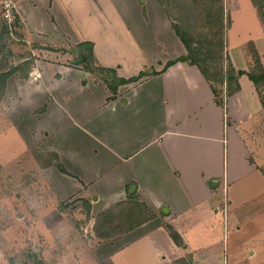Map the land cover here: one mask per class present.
Returning a JSON list of instances; mask_svg holds the SVG:
<instances>
[{"label": "crops", "instance_id": "0c3cea01", "mask_svg": "<svg viewBox=\"0 0 264 264\" xmlns=\"http://www.w3.org/2000/svg\"><path fill=\"white\" fill-rule=\"evenodd\" d=\"M1 1L14 5L26 35L50 47L66 43L50 40L47 25L59 24L61 11L65 19L67 12H83L82 0ZM102 2L97 9L114 11L115 20L77 39L64 31L76 53H35L41 58L29 63L27 77L7 79L0 103L10 116L21 103L16 124L26 125L31 112L38 125L32 137L40 136V150L60 161L46 167L51 182L80 191L91 215L96 211L92 220L122 202L147 207L144 223L111 237L110 264H264V89L248 75L256 62L248 46L264 67V0H230L227 26L226 0H202L218 18V31L209 27L205 42L193 39L164 0ZM245 7L257 14L261 31L235 39L233 11ZM206 15L205 24H214ZM116 23H123V34ZM181 34L198 52L196 61L182 60L190 52ZM88 43L95 65L118 78L141 77L114 93L85 68ZM213 44L221 69L208 78L199 65L209 54L200 50ZM73 54L78 59L68 65ZM80 54L86 56L81 63ZM229 64L245 72L236 81L226 77ZM14 132L22 135L17 125Z\"/></svg>", "mask_w": 264, "mask_h": 264}, {"label": "rangeland", "instance_id": "374dc122", "mask_svg": "<svg viewBox=\"0 0 264 264\" xmlns=\"http://www.w3.org/2000/svg\"><path fill=\"white\" fill-rule=\"evenodd\" d=\"M79 1L81 3V0ZM82 1L83 12H79L78 17L75 12H67L65 19L64 12L61 11L62 17L59 24L47 25L51 31L50 40L55 39L61 44L66 43L64 46L51 45L50 47L43 46L42 37L26 35L24 24L16 8L10 1L8 3L11 5H7L6 1L0 0V73L16 66H22L24 70L21 72L27 73L31 67L29 63L38 56L34 55L35 53L43 56L50 51L49 54L52 57H55L56 52L68 50L76 53L77 49L72 44L68 45L69 38L65 36L64 31L72 35L74 32V39H77L82 33L86 34L91 26L97 25L103 28L110 20L109 18L115 20L114 11L110 13L107 10L106 13L101 14V10L97 9L98 6H104L102 0H98L99 5L97 3L95 5L90 0ZM164 1L180 24L188 31L190 30L193 39L196 35L200 42H205L206 38L203 36L210 35L209 27L212 26L211 28L215 30L214 27L218 26L216 21L218 18L214 15L216 10L210 9V7L215 9L212 4H202V0ZM229 7H231L230 0H226V26L229 21ZM248 7L251 6L248 5ZM248 7L241 12L233 11V20L235 19L236 22L232 36L235 39L242 38L245 33L252 32L250 35H255V31H261L257 14ZM9 11L13 13L12 22H9V17L6 16ZM206 14L211 16L214 24H205ZM259 14L262 17L260 12ZM70 20L73 24H70ZM248 22L254 27L248 29L249 24H246ZM122 24H113L119 29L117 30L119 35L124 33ZM245 24L247 28H244ZM215 31L217 32L218 29ZM216 40L214 43L218 42V39ZM248 48L255 61L253 55L255 50L251 45ZM44 49L48 51H43ZM200 52H208V49L205 46ZM23 58H28V63L22 62L25 60ZM76 59H78L77 55L73 54L72 58L68 59V65L75 64ZM46 60L51 59L47 57ZM208 64L212 65L210 62H204V65ZM253 64L255 69L258 68L257 60L252 62ZM93 66L96 70L95 76L106 77L107 72L95 65L94 61ZM213 66L215 72L221 69L217 61ZM15 95L13 94V97ZM45 101H48V98L40 100L38 104L42 105ZM20 104L19 102L11 107L12 115L10 116L0 103V264H110L111 237L102 239L95 234L93 229L96 222L91 217H95L96 211L93 215L88 212V206L85 204L84 197H81L82 194H79L80 191L73 194L72 188L64 187L59 182L55 186L51 182L53 172L42 165L49 162L51 156L47 154L35 156V151L45 152L38 147L43 143L41 137L34 135L35 138H33L31 135L38 126L31 121L29 117L31 112L27 111L24 115L26 125L20 122L21 119H18L17 124L12 119L14 112L15 116L19 118L22 116L19 110ZM16 125L21 128L22 135L14 132ZM6 127L11 131L6 133ZM24 128H26L25 131ZM55 161L53 166H56ZM57 162L60 161L57 160ZM89 199L92 198L89 197ZM116 242V240L113 241V244Z\"/></svg>", "mask_w": 264, "mask_h": 264}, {"label": "trees", "instance_id": "16d2710c", "mask_svg": "<svg viewBox=\"0 0 264 264\" xmlns=\"http://www.w3.org/2000/svg\"><path fill=\"white\" fill-rule=\"evenodd\" d=\"M181 37H182L184 43L186 44V46L188 47L189 52H190L189 57L183 58L182 60H192L193 62L196 61V58H197L196 54L198 52L194 51V49L191 48V46H190L191 44H190L188 39H186L183 35ZM82 45H80V46H82ZM88 45H89V48L84 50L86 52L87 57H88L87 60L84 62V65H85V68H87L88 70L92 71L93 74H95L96 70L94 69V67H92L93 57H94L93 52H92V44L88 43ZM207 49H208L207 53L209 54V56H208L209 58H208V60H204V62H210V63H212V65L211 66H209V64L204 65V62H201V63L198 62V63H200L199 67L202 69L204 75H206V77L210 78L211 73H212V69L214 68L213 64H215L214 61L216 60V59H214V57H215V55L217 56V52H218V45H214V44L210 45V46H208ZM254 56H255L256 60L258 61V68L255 69V67H254L248 73V75H249L250 79L255 82L258 89L261 90V87H263V84H264V67H263V65H261L260 59H259L256 52H255ZM173 63L174 62H170L168 65L170 66ZM23 65H27V64H23ZM259 66H260V68H259ZM21 67L22 66H16L9 71L0 73V97H2V95L6 89L7 79L11 75L18 73L24 77L28 76L27 73L21 72V70L22 71L24 70V68H21ZM99 68H101L103 71L107 72L106 77L101 76V78H103L108 83L109 87L111 88V90L114 93L116 92L117 86L119 84H126L129 82H133V81L138 80L139 77H141V76L133 77V78H130L127 80L124 78H118L116 76L115 71L112 69L103 68V67H99ZM243 73H245V72H243V71L236 72L234 70L232 64H229L228 75L226 77L229 78V80L236 81L237 77ZM34 154H35V156H38V155L43 156L44 154L51 156L52 159L49 158L50 159L49 162L42 164L44 167L53 165L54 160L59 159L58 155L55 153H52V152L42 153V152L35 151ZM60 170L64 173L67 172L66 169L62 166H60ZM130 200H134V199L130 198ZM85 204L88 206V212H90V203L88 201H86ZM146 211H148V209L144 205H140V204L133 205L132 203H130V206H129L127 202H122V203L116 205L114 208L109 209L108 211L103 212V213L98 215V217L96 219L95 226H94L95 233L99 238H102V239H106V238H110V237H113L116 235H121L123 233H126L127 231L134 229L135 227L144 223L145 220H143V218L141 219L140 217H142ZM172 236L174 237V239L178 240V236L176 235V233L172 232Z\"/></svg>", "mask_w": 264, "mask_h": 264}, {"label": "built area", "instance_id": "2783aa9c", "mask_svg": "<svg viewBox=\"0 0 264 264\" xmlns=\"http://www.w3.org/2000/svg\"><path fill=\"white\" fill-rule=\"evenodd\" d=\"M7 5H11L10 3L7 2ZM14 6V5H13ZM7 17H9V22H12L13 21V13L9 11V14L6 15Z\"/></svg>", "mask_w": 264, "mask_h": 264}, {"label": "water", "instance_id": "95a60500", "mask_svg": "<svg viewBox=\"0 0 264 264\" xmlns=\"http://www.w3.org/2000/svg\"><path fill=\"white\" fill-rule=\"evenodd\" d=\"M86 59V56L84 54H80V59L78 60V62H83Z\"/></svg>", "mask_w": 264, "mask_h": 264}]
</instances>
